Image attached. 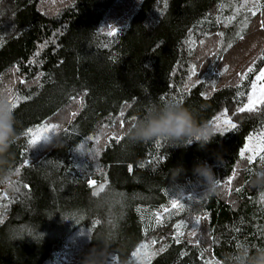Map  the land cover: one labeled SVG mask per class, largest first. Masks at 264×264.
Here are the masks:
<instances>
[{
	"label": "trees",
	"instance_id": "obj_1",
	"mask_svg": "<svg viewBox=\"0 0 264 264\" xmlns=\"http://www.w3.org/2000/svg\"><path fill=\"white\" fill-rule=\"evenodd\" d=\"M261 22L264 0H0V90L19 97L0 165L11 172L0 264H81L90 250L89 264H221L241 242L264 248V187L252 183L264 160L241 157L264 104L239 111L264 67ZM161 98L236 128L203 149L130 141L124 132ZM49 125L52 137L31 145L28 129ZM199 162L212 166L215 194L197 184Z\"/></svg>",
	"mask_w": 264,
	"mask_h": 264
},
{
	"label": "clouds",
	"instance_id": "obj_2",
	"mask_svg": "<svg viewBox=\"0 0 264 264\" xmlns=\"http://www.w3.org/2000/svg\"><path fill=\"white\" fill-rule=\"evenodd\" d=\"M15 108L13 100L7 90H0V165L7 163V154L11 145L17 138L14 128ZM218 131L209 122L198 121L196 111L186 107L174 98L150 101L145 107L144 115L137 117L124 135L132 142H148L163 140L174 148H186L193 143L203 149L211 143ZM182 169L178 168L174 182ZM193 174L197 184L202 185L209 195L217 190V179L212 171V166L207 162H199L193 167ZM11 172L0 169V184L7 185ZM254 186L264 187V165L258 169L252 180ZM89 251L81 264H89ZM221 264H264V248L257 247L255 251L245 242L237 245L235 252L229 254Z\"/></svg>",
	"mask_w": 264,
	"mask_h": 264
},
{
	"label": "snow or ice",
	"instance_id": "obj_3",
	"mask_svg": "<svg viewBox=\"0 0 264 264\" xmlns=\"http://www.w3.org/2000/svg\"><path fill=\"white\" fill-rule=\"evenodd\" d=\"M254 8L258 10L259 8V3L257 2L256 5H254ZM249 11H251V14L253 16L256 15V11L250 9ZM247 25L245 24V27ZM261 27H264V22H261ZM117 32L116 28H111V30L108 32L109 36H114ZM239 35V33L237 34ZM241 39H243V36H240ZM232 45L229 44L228 47H231ZM248 73L253 72V68L249 67L247 69ZM42 75V74H41ZM192 75H195V71L193 70ZM247 73L241 77V79L246 78ZM256 81H264V68H261L259 70V75L256 76ZM256 88H257V84L256 82H253L252 84V94L249 95L248 97V103L244 105V107L240 108L239 111L240 112H244V111H254L257 107V105L260 104H264V93H262L261 95L257 96L256 95ZM19 102V97H17L15 100H13V107L16 108L17 107V103ZM121 115L123 116V113H121ZM223 115V114H222ZM215 125L214 127L216 128L217 131H221V132H227L230 129H235L236 125L234 123L231 122V120L224 118L222 119L221 116H218L215 118ZM123 126V125H121ZM56 125H49L48 127L44 128V132H48L49 130L51 131H55L56 129ZM26 134H31L32 135V139L29 141V143L31 145H36L39 141L43 140L45 142H47L49 140V137L46 135H41L39 133H34L32 129H28ZM262 136H264V134H262ZM254 139H258L261 141V146L260 147H253L250 145H246V151H250L252 152V155L247 156V159L249 162H251L254 158L259 157L261 160H264V138L261 137H249L250 142L253 141ZM157 146H159V140L157 141ZM245 155L244 152L241 153V157L243 158ZM28 162L25 161V164H27ZM89 184L92 186H95V181L89 180ZM217 184H219V181H217ZM104 189V185H100L94 192L93 195H97L100 191H103ZM16 191H19V189H16ZM237 191H239V189H237ZM262 200H264V195H262L261 197ZM172 204V208L173 209H178V208H182L183 206L181 204H179V202L177 200H172L171 202ZM169 210L168 209H164V212L167 213ZM157 220L158 222L160 221L161 217L163 214L161 213H157ZM198 222V221H197ZM179 227V226H177ZM177 235H183V233L178 232ZM192 235H195V233H193ZM155 243V242H153ZM139 249L137 250V252H134L133 255L137 256L139 253Z\"/></svg>",
	"mask_w": 264,
	"mask_h": 264
},
{
	"label": "rangeland",
	"instance_id": "obj_4",
	"mask_svg": "<svg viewBox=\"0 0 264 264\" xmlns=\"http://www.w3.org/2000/svg\"><path fill=\"white\" fill-rule=\"evenodd\" d=\"M262 68H264V67H262ZM257 75H259V72L255 75V77H254V81L253 82H256V84H257V88H256V95L257 96H259V95H261L262 93H264V81H256V76ZM253 82H252V84H253ZM252 84L250 85V91H249V95H251L252 94ZM249 95H248V97H249ZM248 103V99H247V102H246V104ZM222 117V119H224V118H227V116H221ZM228 119V118H227ZM213 126L215 125V123H216V121L215 120H213V121H211L210 122ZM41 133H43V134H45L46 136H48L49 137V139L52 137V132H51V130H49L48 132H44L43 130H41L40 131ZM262 134H264V125L260 128V129H258L257 130V132H255V133H252V134H250L249 136H248V138L246 139V141H245V143H244V145L242 146V148H241V153L242 152H244L245 153V155L244 156H249V155H252V152H250V151H246V145H250V143H251V146H253V147H260L261 146V141L260 140H258V139H254L253 141H251L250 142V140H249V137H261V138H264V136H262ZM255 159V158H254ZM90 180H92V181H94L93 179H90ZM197 194H198V190H195V191H193V192H188V193H182L176 200L179 202V204H182V202L184 201V200H186V199H188L187 201H192L196 196H197ZM105 200L107 201V202H114V201H112V198L110 197V194L108 193V195L106 196V198H105ZM116 203H120V201H116ZM164 209H168L169 211L167 212V213H165L164 212ZM164 209H162L161 211H158L157 213H161V214H163L162 215V217H161V219H160V221H163V220H166L167 218H169L170 216H171V214L173 213V208L172 207H167V208H164ZM156 213V214H157ZM156 220H157V215H156ZM110 264H115V259H113L112 260V263H110Z\"/></svg>",
	"mask_w": 264,
	"mask_h": 264
}]
</instances>
